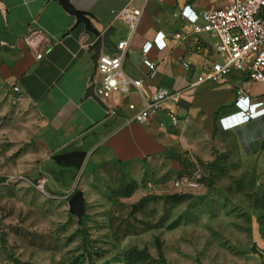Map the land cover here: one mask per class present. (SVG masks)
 <instances>
[{"label": "crops", "instance_id": "0c3cea01", "mask_svg": "<svg viewBox=\"0 0 264 264\" xmlns=\"http://www.w3.org/2000/svg\"><path fill=\"white\" fill-rule=\"evenodd\" d=\"M69 1L88 12L92 25L101 32L113 27L110 38L115 46L128 38L129 30L114 12L128 4L142 8L123 68L130 77L142 79L143 84L140 90L130 86L127 94L115 92L112 98L102 100L103 108L92 97L85 96L95 75L89 50L95 35L83 23L75 26L76 17L59 0H0V103L2 107H14L4 124H0V175L9 166L19 171H42L51 156L75 150L86 152L84 161L87 156H96L122 164L139 163L152 156L167 157V150L183 139L184 123L195 101L213 107L216 119L233 113L240 115V108L235 106L240 89L256 115L264 112V92L252 94L250 85L256 82L242 72H232L217 84L193 86L202 73L204 58L215 59V37L191 33L181 10L189 6L188 11L201 14L223 7L226 0ZM37 28L45 32L40 45L41 59L35 58L26 43L28 33ZM176 32H181L183 39L174 38ZM146 41L152 47L143 54L141 47ZM101 52L113 54L116 48H102ZM144 58L156 63L155 76H150ZM184 62L190 63L189 69L183 67ZM158 88L179 92L177 103L164 102L147 123L131 120L135 110L144 100L151 99ZM129 103L135 109H129ZM172 109L180 119L177 127L169 123L168 111ZM238 117L239 122H245L243 125L226 131L215 128L232 135L237 170L249 171L258 156L263 163L264 150L261 141L245 143L238 129L256 131L264 125V116L250 122ZM5 140L8 151L4 150ZM47 181V177L43 178L39 184L43 186Z\"/></svg>", "mask_w": 264, "mask_h": 264}, {"label": "rangeland", "instance_id": "374dc122", "mask_svg": "<svg viewBox=\"0 0 264 264\" xmlns=\"http://www.w3.org/2000/svg\"><path fill=\"white\" fill-rule=\"evenodd\" d=\"M250 88L261 94L264 83ZM0 106L3 125L14 107ZM216 117L195 101L169 158L9 166L0 175V264H264V161L237 170L232 135L216 130ZM180 178L194 184L177 187ZM78 189L81 218L68 204Z\"/></svg>", "mask_w": 264, "mask_h": 264}, {"label": "built area", "instance_id": "2783aa9c", "mask_svg": "<svg viewBox=\"0 0 264 264\" xmlns=\"http://www.w3.org/2000/svg\"><path fill=\"white\" fill-rule=\"evenodd\" d=\"M188 7L181 10V16L190 32L209 33L215 37L213 43L215 59L204 58L202 73L197 76L193 86L205 82L217 84L232 72H242L250 81L264 83V0H226L223 7L206 10L201 14L188 11ZM142 12V8L131 4L114 12L115 17L127 25L129 36L116 44L115 53L100 52L98 56L92 83H94L93 92L101 101L112 98L115 92L127 94L130 86L140 90L143 84L142 79L130 77L123 68L126 49L137 29ZM44 35V30L37 28L31 30L26 36V43L35 53L36 59L42 58L40 45ZM183 37L181 32L174 34L176 39H183ZM151 47V42H144L141 47L142 53L147 54ZM143 63L148 67L150 76L157 74L156 63L147 58L143 59ZM182 65L186 69L190 68L189 62H184ZM13 89L18 90L16 86ZM236 94L235 106L240 108L237 110L240 115L233 113L230 116L232 120H226L230 117L216 119V126L222 130L243 125L245 122H239L238 116L246 118V122L264 116V112L256 115V110L250 108L249 98L243 95L241 89L237 90ZM178 99L179 92L158 88L151 99L144 100L143 105L135 110L131 120L147 123L158 114L164 102L177 103ZM245 101H247L246 105ZM259 103L262 104V102ZM128 108L135 109V106L129 103ZM168 119L171 127L179 125L180 119L175 109L168 111ZM244 133V142L254 143L264 135V127L259 126L256 131L249 130ZM193 184L186 178H180L174 182L177 187Z\"/></svg>", "mask_w": 264, "mask_h": 264}, {"label": "water", "instance_id": "95a60500", "mask_svg": "<svg viewBox=\"0 0 264 264\" xmlns=\"http://www.w3.org/2000/svg\"><path fill=\"white\" fill-rule=\"evenodd\" d=\"M59 1L67 12L73 14L76 17L75 26L78 25L79 23H83L85 28L95 35L96 38L92 42V44H90L89 50L92 51L91 60L93 62L94 73H96L97 59L101 52V49L105 48L107 50H113L116 48L114 42L110 38V36L113 33V27H108L101 32L92 25L88 12L77 9L69 0H59ZM93 89H94V83H91L85 92V96L92 97L97 104H99L104 108L105 106L103 102L98 97L95 96ZM172 154H174V148L170 147L166 152V156L170 157ZM85 156H86V152L82 150H75V151L58 154L56 157L64 161L74 160L79 162V164H81L83 163ZM68 204H69V212L73 215H76L78 218H81L85 212L84 196L82 190L80 189L76 190L70 197Z\"/></svg>", "mask_w": 264, "mask_h": 264}, {"label": "trees", "instance_id": "16d2710c", "mask_svg": "<svg viewBox=\"0 0 264 264\" xmlns=\"http://www.w3.org/2000/svg\"><path fill=\"white\" fill-rule=\"evenodd\" d=\"M215 121H216V120H215ZM215 127H216L217 129H219V128L216 126V124H215ZM263 127H264V125H263ZM219 130H222V129H219ZM226 130H227V129H226ZM226 130H225V131H226ZM243 130H245V129L243 128ZM243 130L241 131V136H242V138H243V140H244V135H245L244 132H245V131H243ZM263 139H264V135H263L259 140H257V141H262ZM257 141H255V142H257ZM255 142H254V143H255Z\"/></svg>", "mask_w": 264, "mask_h": 264}]
</instances>
